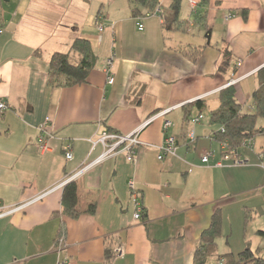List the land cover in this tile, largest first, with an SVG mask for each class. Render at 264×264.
Masks as SVG:
<instances>
[{
	"label": "crops",
	"instance_id": "obj_1",
	"mask_svg": "<svg viewBox=\"0 0 264 264\" xmlns=\"http://www.w3.org/2000/svg\"><path fill=\"white\" fill-rule=\"evenodd\" d=\"M173 1L160 0L158 11L136 17L130 0L0 3V98L9 106L0 111V209L57 185L95 160L103 146L94 142L103 130L131 133L165 109L163 118L171 122L166 130L162 117L142 127L143 144L132 160L119 152L74 180L78 217L62 214L64 186L1 216L0 264H57L65 257L67 264H193L214 210L236 206L261 186L260 153L251 165L252 143L242 146L240 157L250 165H233L222 156L217 128L204 122V112L217 108L219 91L231 78L239 79L233 84L236 101L252 109L257 71L264 66V0H209L201 8L203 20L196 17L200 0H179L178 18L188 23L187 31L166 29L161 22L160 12ZM76 38L88 39L95 56L87 81L50 86L51 55L69 52ZM191 46H204L197 60L182 53ZM225 50L232 65L218 71ZM196 100L203 101L200 110L191 104ZM199 113L203 118L191 123ZM46 117L51 151L41 153L37 138ZM190 132L194 139L187 145ZM168 136L177 140L175 155L159 160L156 147ZM67 142L70 159L64 155ZM207 151L212 155L202 162ZM131 183L142 204L139 219L133 217ZM90 204L93 214L85 212ZM59 236L64 244L57 250ZM107 251L113 252L110 260Z\"/></svg>",
	"mask_w": 264,
	"mask_h": 264
},
{
	"label": "trees",
	"instance_id": "obj_2",
	"mask_svg": "<svg viewBox=\"0 0 264 264\" xmlns=\"http://www.w3.org/2000/svg\"><path fill=\"white\" fill-rule=\"evenodd\" d=\"M4 0H0L2 3ZM160 0H130L131 13L134 17L145 15L146 13L159 10ZM209 0H200L198 15L199 20H203L204 10L201 8L207 5ZM179 0H174L166 11L160 12L162 24L169 30L187 31L188 23L178 18ZM244 19L247 17L245 9L240 11ZM204 46H191L182 50V53L193 60H197L203 51ZM231 57L229 51H224L222 60L219 63L218 71H226L230 65ZM95 62L90 41L86 38H76L72 42L69 52H54L48 63L47 82L52 87H71L87 81L90 70ZM259 86L252 94L253 107L250 110L243 109L235 99L233 86L224 87L219 91V105L209 113V123L214 125L216 136L220 141H227L232 148L242 147L244 140H253L256 136L264 137V122L258 125V119H264V66L257 71ZM202 100H196L191 104L202 108ZM223 129V131H221ZM251 145V144H250ZM249 146V145H247ZM261 161L264 164V151L260 152ZM77 187L75 181L66 183L62 191V214L76 218L80 215L77 209ZM85 212L93 214L95 205L90 204ZM142 211L140 213L141 217ZM222 209L217 207L210 220L209 226L201 232L199 243L194 251L193 264H206L210 256L217 253V238L221 233ZM257 234L264 237V230H259ZM262 250L257 248L252 250L245 247L241 251L233 254L226 252L216 255L214 264H264ZM113 252L107 251L106 258L110 260Z\"/></svg>",
	"mask_w": 264,
	"mask_h": 264
},
{
	"label": "built area",
	"instance_id": "obj_3",
	"mask_svg": "<svg viewBox=\"0 0 264 264\" xmlns=\"http://www.w3.org/2000/svg\"><path fill=\"white\" fill-rule=\"evenodd\" d=\"M142 19H143L142 17L137 18L136 25H137V28L139 30L143 29ZM160 19L162 21L161 16H160ZM98 29H99V31L102 30L101 24L98 26ZM1 32H2V29H0V33ZM240 64H241V60L238 59L236 61V66H239ZM110 65H111V60L107 59V61L105 63V72L107 73V82L111 84V83H113L114 78L110 75V70H109ZM238 80L239 79H237V78L229 79L227 84H226V87L227 86H233V84H235ZM8 108H9L8 104L0 98V111L7 110ZM168 110L169 109H165V110H161V111L154 113L140 127L135 129L131 133H128L125 135H121V134H118L116 132L109 131V130H103L99 134L98 139L94 142V144L99 142L103 146V151L95 160H93L90 163H87L85 166H83L81 169H79L74 175L65 178L63 181H61L57 185L50 187V188L36 194L35 196L29 198V199H26V200H23L19 203L10 205L4 209H0V217L3 215H6V214H11L14 212L22 211L28 205L32 204L35 201L42 199L45 195H47L48 193H50L54 189H58V188L64 186L66 183H68L72 180H75L82 172L86 171L91 166H93L97 163H100L103 160H105L109 157H112L119 152H124L127 160H132L133 156H134L135 148L137 146L143 144L141 142V140H139V138H138L139 130L142 127H144L146 124L151 122L152 120L159 118V117L163 118L165 113L168 112ZM202 118H203V115L201 113H199L195 116H192L190 118V122L194 124V123L199 122ZM49 121H50V118L46 117L45 121L40 125V130L43 133L37 138V146H38L41 153H46V152L51 151V147L49 146L48 141H47L48 138L52 137L51 130H48ZM170 124H171V122L168 119L163 118V129L164 130H166L170 126ZM221 131H223V129H221ZM193 139H194L193 133L190 132L189 136L187 138V141H186L187 145H191ZM251 141H252L251 139L244 140L242 143V146L250 145ZM176 145H177L176 138L174 136H168L162 144H160L156 147L158 150L157 158L160 160L166 156H174ZM220 148H221L222 156L224 158H231L233 165L242 166V165L247 164V159L241 158L240 153L238 152V149L230 147L228 145L227 141H224V140L220 141ZM64 155H65L66 159H70L72 157L71 144L69 142L65 143V145H64ZM211 155H212L211 152H209V151L205 152L201 156V161L207 162ZM138 197L139 196H138L136 190H134L132 188V183H131V200H132L133 208H134L133 217L135 219L140 218V213L142 211V204H141V201L139 200ZM63 244H64L63 236L57 237V240L55 241V248L57 250H60L62 248ZM117 252H120V251L117 249L116 253ZM67 263H68V259H67V257H65L62 260H60L57 264H67ZM10 264H18V263H17V261L14 260Z\"/></svg>",
	"mask_w": 264,
	"mask_h": 264
},
{
	"label": "rangeland",
	"instance_id": "obj_4",
	"mask_svg": "<svg viewBox=\"0 0 264 264\" xmlns=\"http://www.w3.org/2000/svg\"><path fill=\"white\" fill-rule=\"evenodd\" d=\"M204 116V122H207L209 120L207 110L204 112ZM263 122L264 119H258L257 124L262 125ZM251 143L253 148H249L247 154L251 160L248 163L252 165V163L259 162L258 154L264 151V137L256 136ZM260 178L258 184L259 186L261 184V186L257 192L251 196L244 195L243 197H248L238 202L236 206L229 204L222 208V226L221 233L216 241V255L226 252L236 254L245 247H250L252 250L260 248L264 257V237L257 234L259 230H264V180L262 175H260ZM216 255L210 256L207 259V264L214 263Z\"/></svg>",
	"mask_w": 264,
	"mask_h": 264
},
{
	"label": "water",
	"instance_id": "obj_5",
	"mask_svg": "<svg viewBox=\"0 0 264 264\" xmlns=\"http://www.w3.org/2000/svg\"><path fill=\"white\" fill-rule=\"evenodd\" d=\"M208 38H209V32H208Z\"/></svg>",
	"mask_w": 264,
	"mask_h": 264
}]
</instances>
